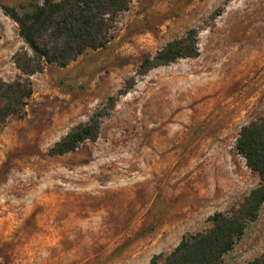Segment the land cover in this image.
Masks as SVG:
<instances>
[{
    "label": "rangeland",
    "instance_id": "374dc122",
    "mask_svg": "<svg viewBox=\"0 0 264 264\" xmlns=\"http://www.w3.org/2000/svg\"><path fill=\"white\" fill-rule=\"evenodd\" d=\"M41 3L0 0L1 80L20 74L24 46L2 6ZM190 28L198 55L139 73ZM111 35L29 75L22 110L0 123V264H149L258 184L235 142L264 116V0H130ZM100 110L94 139L50 152ZM257 257L264 203L220 264Z\"/></svg>",
    "mask_w": 264,
    "mask_h": 264
},
{
    "label": "trees",
    "instance_id": "16d2710c",
    "mask_svg": "<svg viewBox=\"0 0 264 264\" xmlns=\"http://www.w3.org/2000/svg\"><path fill=\"white\" fill-rule=\"evenodd\" d=\"M130 0H42L31 11L18 13L13 7L2 6L3 12L18 26L24 46L15 51L12 60L20 74L11 81L0 79V123L22 110L32 89L28 76L42 71L46 64L67 65L86 49L103 47L112 37L116 16L128 9ZM196 32L188 29L181 37L173 38L152 56L145 57L139 73L169 64L179 58L198 55ZM132 82L127 86L131 87ZM114 98L108 99L111 106ZM107 112L94 113L85 123L68 131L50 148L53 154L74 150L86 139H94L101 118ZM235 147L246 165L258 175V184L242 201L224 211L209 216L211 226L204 231L184 235L164 256L155 255L149 264H220L244 232L255 220L264 203V116L243 125ZM247 264H264L257 257Z\"/></svg>",
    "mask_w": 264,
    "mask_h": 264
}]
</instances>
